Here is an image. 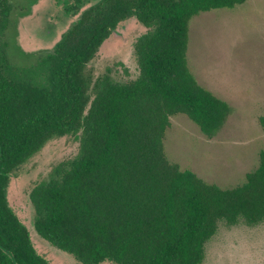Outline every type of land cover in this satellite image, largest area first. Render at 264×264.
<instances>
[{"label": "trees", "instance_id": "1", "mask_svg": "<svg viewBox=\"0 0 264 264\" xmlns=\"http://www.w3.org/2000/svg\"><path fill=\"white\" fill-rule=\"evenodd\" d=\"M247 1L101 0L34 71L0 53V264H50L10 206L9 177L51 139L79 133L78 157L30 200L37 234L81 264H203L221 224L264 222V150L242 185L222 189L170 162L164 146L176 115L208 138L227 122L229 104L189 68L190 25ZM134 17L147 29L135 45L139 76L93 81L89 63Z\"/></svg>", "mask_w": 264, "mask_h": 264}, {"label": "rangeland", "instance_id": "2", "mask_svg": "<svg viewBox=\"0 0 264 264\" xmlns=\"http://www.w3.org/2000/svg\"><path fill=\"white\" fill-rule=\"evenodd\" d=\"M101 0H2L0 53L12 67L34 71L52 53L84 11ZM147 29L134 17L122 22L89 63L93 81L110 75L116 83L139 76L135 45ZM189 68L201 86L227 102L231 114L208 138L185 115L171 118L164 141L168 160L222 189L242 185L264 150V0L216 9L193 18L187 51ZM81 134L55 137L9 177L7 198L30 231L37 252L50 264H81L52 246L34 228L30 193L48 182L60 164L76 159ZM103 264H111L105 262ZM203 264H264V222L221 224L206 245Z\"/></svg>", "mask_w": 264, "mask_h": 264}]
</instances>
